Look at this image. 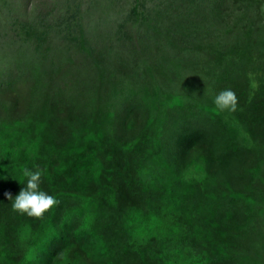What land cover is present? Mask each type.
I'll return each mask as SVG.
<instances>
[{"label":"trees","instance_id":"trees-1","mask_svg":"<svg viewBox=\"0 0 264 264\" xmlns=\"http://www.w3.org/2000/svg\"><path fill=\"white\" fill-rule=\"evenodd\" d=\"M175 11L186 14L177 19L175 15L178 22L206 31L209 38L205 44L194 47L190 42L177 43L174 25L162 24L159 18L164 13V18L173 19ZM122 13L134 28L122 26L116 33L118 39L127 38L123 43L126 56L111 54L119 56L113 60L118 69L116 75L109 68L101 70L112 80L107 90L103 89L102 78L95 81L87 67L74 75L70 73L62 56L55 55L51 35L40 32L34 23L27 22L20 28L22 49L12 41L0 49V53L6 51L4 60L22 59L8 66L11 76L0 77V264H74L48 243L54 234L53 222L61 218L68 220L74 234L88 232L93 243H104L98 264L138 263L141 253L130 242V218L115 220L110 211L114 208L113 197L108 206H104L105 201L100 202L99 210L86 215L77 203L66 204L63 197L70 195L73 199L76 186L72 181L80 177L99 188L111 183L121 190H138L137 198L150 200L151 212L171 213L155 220L149 218L146 226L154 234L183 231L178 222L187 201L182 198L195 192L201 195L203 186L211 196L222 195L234 203L236 193L227 171L232 140L221 141L222 135L215 130L203 138L194 137L198 143L207 144L223 162L220 167L212 157L204 158L201 148L193 144L169 145L175 136L182 143L189 139L183 133L189 117L197 121L211 97L219 93L218 89L209 90L212 85L207 83V74L216 66H225L214 74L226 78L223 89H231L237 98L247 74V62L264 73V0H132L129 10ZM65 29L70 27L65 25ZM20 33L16 30L15 34L21 36ZM96 33L100 36L99 30ZM91 48L94 49L93 43ZM78 50L88 51V44H80ZM2 62L1 58L0 65ZM53 62L59 74L45 84L37 78ZM219 62L225 64L219 66ZM26 69L30 70L27 84L23 80ZM259 80L264 84V74ZM181 85L185 91L179 97L173 89ZM202 89L213 92L203 93ZM247 95L252 104L244 103L233 114L238 139L232 149L252 152L254 166L243 176L254 178L264 164V93ZM211 106L216 110L215 104ZM45 113L53 119L38 121L36 115ZM250 121L263 127L246 135ZM155 156H168L169 161L161 162ZM206 161L215 174L188 179L193 172L209 171L203 164ZM24 168L42 170L40 189L54 196L59 201L57 207L63 209L49 210L39 219L13 211L12 201L4 194L11 193L14 198L12 190L19 191L26 185ZM224 222L231 228L230 219ZM144 225L137 231L139 237L146 231ZM254 228L264 232L262 225ZM242 231L248 238L247 228ZM190 237L201 251L195 250V255L203 253L208 264H261L256 258L264 264V240L248 238L238 246L225 242L221 232L208 236L191 232ZM116 238L125 242L122 249L118 245L111 247ZM120 254L124 258L120 259Z\"/></svg>","mask_w":264,"mask_h":264},{"label":"clouds","instance_id":"clouds-1","mask_svg":"<svg viewBox=\"0 0 264 264\" xmlns=\"http://www.w3.org/2000/svg\"><path fill=\"white\" fill-rule=\"evenodd\" d=\"M125 16L127 17V15ZM159 18L160 20L164 18V13ZM176 19L175 12H173V19L169 18V23H164L163 21L161 23L173 24L176 28L177 36L180 38V42H190L194 47L207 42L209 35L206 31H199L192 25L180 23ZM128 20L129 17L115 28L114 36L116 42L120 40L116 37L119 29L122 26L126 29L130 27L129 25L131 23ZM96 30H98L97 26ZM100 36L113 43L112 49L115 47L116 44L112 40L104 37L101 33ZM224 64L218 63L219 66H223ZM221 68H225V66H216L214 71L207 74V83L212 85L209 87V90L213 88L218 89L219 93L211 97V103L199 113L197 121H193L189 117L183 132L189 139L185 143H182V139H176L175 136L169 146L174 142L175 147L193 144L195 147L201 148L204 158L212 157L213 162L217 163L218 167H220L223 162L210 152L207 144L198 143L199 140H195L194 137L197 136L200 139L206 135H211L212 131L215 130L219 136L222 135L221 141L232 140L227 156L229 159L227 171L229 172V176L232 177L231 179L234 185L233 191L236 193L233 204H230L222 195L211 196L209 189L203 186L201 187V195L195 192L182 198V200L186 199L187 201L184 213L178 222L180 224L179 226L183 228V231L178 229L176 234L173 231L165 232L163 230L154 234L152 231H148L149 228L146 226L149 218L155 220V218L166 217L171 213H168L167 210L151 212L150 200L144 196L137 198L138 190L130 191L129 188L121 190V187L111 183H108L106 188H99L80 177L72 181L73 186H76V191L74 190L75 194L71 195L74 200L69 197L70 195L63 197L66 204L67 202L77 203L85 215L99 210L98 206L100 202L105 201L104 206H108L109 198L113 197L114 201L112 206L114 208H110V211L115 220H120L125 216L130 218V242L135 246L137 252L141 253L137 264H208L202 255L203 253L195 255V250H200L191 241L193 239V237H190L191 232H195L198 236H208L210 233L221 232L225 242H234L238 246L241 242L251 238L264 240V232L260 233L257 228H254L257 225L264 227V164H262L254 178H244L243 174L245 171L254 166L252 152L232 149L233 142L238 139L234 133L235 118L233 114L238 113L243 108L244 103L247 106L252 104L249 102L247 92L253 95H257L259 91L264 93V88H261L264 84L259 80V76H262L264 73L262 71L257 72L255 66L247 62V74L242 80L239 88V97L237 98L235 92L231 89H223L226 85V78L216 77L215 74ZM96 76L94 75L95 81L99 82V77L102 78L104 82L103 89L107 90L106 88L111 84L110 76L108 74L103 75L101 70ZM173 90L176 95L181 97L185 91L184 85ZM206 92L211 94L213 91L203 90V93ZM56 98L60 100L59 96H56ZM211 104H215L216 110ZM36 116L39 117L38 121L53 119L48 113ZM188 123L191 124L188 125ZM262 127V125L250 121V127L246 135L258 132ZM167 136L172 135L168 134ZM260 145L263 144L261 143ZM49 148L53 151L52 145ZM261 152L263 158L264 146H261ZM155 159L161 162L169 161L168 156H155ZM203 164L209 171L201 173L193 172L191 173L192 176L188 179H203L208 173L215 174L209 168L207 161ZM42 175L43 172L39 168H36L34 171L28 168L23 169L22 177L26 178V185L19 191L16 189L12 190V193L16 195L14 198L11 193L4 194L6 199L12 201L13 211L39 219L49 210L63 209L59 206L57 207L59 201L54 196L40 189ZM133 187L130 188L133 189ZM75 197L78 198L76 199ZM156 199L158 201L161 200L158 194ZM176 200L178 201L177 196ZM226 218L230 219L231 228H228L225 224L224 220ZM53 223L54 234L48 243L56 247L61 257L68 258L74 264H98L97 261L102 259L104 252L103 242L93 243L91 235L88 232H81L78 235L74 234L66 218H61ZM143 223L145 224L143 227L146 228V231L139 237L137 231H139ZM243 227L247 228L249 239L243 236ZM50 240L53 241L50 242ZM124 244V241L116 238L111 247L114 248V245H118L122 249ZM119 258H124V254H120ZM256 259L263 264L259 258ZM252 263L253 261H244L242 264Z\"/></svg>","mask_w":264,"mask_h":264},{"label":"rangeland","instance_id":"rangeland-1","mask_svg":"<svg viewBox=\"0 0 264 264\" xmlns=\"http://www.w3.org/2000/svg\"><path fill=\"white\" fill-rule=\"evenodd\" d=\"M131 4L132 0H0V49L10 45V41L14 42L18 49H22L23 32L20 28L31 22L37 25L40 32L51 35L53 47L56 48L55 55L62 56L61 61L66 63L67 70L73 75L84 67H87V71L90 70L93 75L106 68L116 75L118 69L113 60L119 56L114 57L111 54L118 53L125 57L123 43L127 38L124 36L125 38L120 39V42H116L114 30L126 20L122 11H128ZM175 15L177 18L186 16L180 11H175ZM168 19L162 18L160 22L169 23ZM75 20L78 21L77 24L73 23ZM96 21L99 32L112 40L117 47L115 45L112 49L113 43L96 33ZM12 23L15 25H11ZM65 25L70 27L68 31ZM129 26L134 28L133 24ZM16 30L21 31V36L15 34ZM133 34L134 31L129 36ZM82 36L83 39L80 40ZM176 41L180 43L178 36ZM82 43L88 44V51L78 50ZM92 43L94 49L91 48ZM60 47L63 48L59 50ZM1 58L3 62L0 65V77L4 79L12 75L8 66L16 65L22 59L18 57L17 62L9 58L4 60L6 51L0 53ZM57 70L56 64L50 63L45 68L46 73L37 79H42L48 84L54 76H58ZM29 72L30 70L26 69V73L23 74L26 84ZM110 82L112 83L111 79Z\"/></svg>","mask_w":264,"mask_h":264}]
</instances>
